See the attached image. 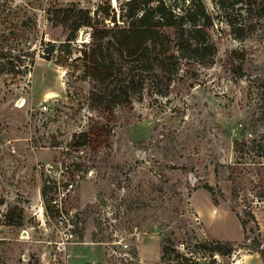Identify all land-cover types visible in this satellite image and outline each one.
Masks as SVG:
<instances>
[{
    "label": "rangeland",
    "instance_id": "374dc122",
    "mask_svg": "<svg viewBox=\"0 0 264 264\" xmlns=\"http://www.w3.org/2000/svg\"><path fill=\"white\" fill-rule=\"evenodd\" d=\"M126 1L0 0L18 8L0 15V32L32 51L27 72L0 74V264H46L59 213L74 217L67 264L179 263L171 252L160 263L165 238L181 264H229L252 241L264 254V16L247 22L255 32L243 41L216 23L210 66L183 61L167 89L146 86L105 114L89 106L90 83L73 61L89 29L63 45L62 66L58 53L39 57L38 40L64 43L66 32L46 20L50 7L77 3L110 28L126 23ZM202 2L214 15L212 0ZM93 122L109 129L106 143L69 146ZM209 242L228 244L231 255L206 257L199 250Z\"/></svg>",
    "mask_w": 264,
    "mask_h": 264
},
{
    "label": "trees",
    "instance_id": "16d2710c",
    "mask_svg": "<svg viewBox=\"0 0 264 264\" xmlns=\"http://www.w3.org/2000/svg\"><path fill=\"white\" fill-rule=\"evenodd\" d=\"M212 3L214 15L206 11L202 0H188L187 4L184 1L176 4L174 0H128L119 13L126 23H122V26L112 24V28L101 26L77 3L50 7L44 12L46 20L53 27H61L66 35L64 43H60L57 49L53 44L43 43L39 39L38 45L43 47H40L39 57L49 61L53 53H58L56 65L62 66L70 56L63 45L74 43L79 29H89L88 41L86 44L81 43L79 54L73 61L79 62L81 78L90 83L89 106L107 114V111L129 104L133 96L146 86L167 89L179 75L183 61L202 68L210 66L215 48L208 29L216 23H224L234 39L243 41L255 32L252 25H246L247 22L253 16H264V0H212ZM5 5H0L6 11V14L1 11L2 18L17 14L18 8L12 7V3ZM104 14L107 15L106 10ZM15 36L17 40L19 36ZM10 41L0 32V74L17 75L21 66L22 72H27V65H22V62L27 60L28 52L32 51L18 48ZM60 55L65 56V59ZM108 131L104 124L93 122L85 131L73 134L69 146L95 151L106 143ZM253 143V140L246 146L243 143L237 151L235 142L234 153L244 148L247 150L248 145ZM205 188L210 190V187ZM44 193L45 187L41 189L40 195L43 197ZM250 221L254 222L252 217ZM239 223L241 228L247 224L242 219ZM168 243V238L162 242L160 263L169 252L179 259L177 264L187 260L178 251L170 249ZM259 247V243L252 241V246L247 249L264 262V254ZM201 248L199 251L210 259L213 256L228 257L232 252L228 244L219 242L203 243ZM211 262L217 264L214 259Z\"/></svg>",
    "mask_w": 264,
    "mask_h": 264
},
{
    "label": "built area",
    "instance_id": "2783aa9c",
    "mask_svg": "<svg viewBox=\"0 0 264 264\" xmlns=\"http://www.w3.org/2000/svg\"><path fill=\"white\" fill-rule=\"evenodd\" d=\"M112 28V24H109ZM108 28V26L106 27ZM71 187V184L68 185ZM58 203L55 200L52 201V205L56 209L59 208ZM74 217L71 214L64 216L63 214H57L52 222L53 225V239L46 242L47 252L45 253L46 264H67L68 246L73 244V225ZM126 246H124L125 248Z\"/></svg>",
    "mask_w": 264,
    "mask_h": 264
},
{
    "label": "crops",
    "instance_id": "0c3cea01",
    "mask_svg": "<svg viewBox=\"0 0 264 264\" xmlns=\"http://www.w3.org/2000/svg\"><path fill=\"white\" fill-rule=\"evenodd\" d=\"M77 1L80 0H75V2ZM250 262H254L253 264H264L256 253L240 254L232 258L229 264H250Z\"/></svg>",
    "mask_w": 264,
    "mask_h": 264
}]
</instances>
